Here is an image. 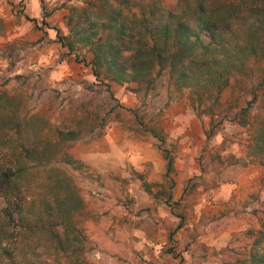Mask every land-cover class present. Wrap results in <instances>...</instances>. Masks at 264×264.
I'll list each match as a JSON object with an SVG mask.
<instances>
[{"label":"rangeland","instance_id":"1","mask_svg":"<svg viewBox=\"0 0 264 264\" xmlns=\"http://www.w3.org/2000/svg\"><path fill=\"white\" fill-rule=\"evenodd\" d=\"M100 1L0 0V165L75 131L79 139L58 142L51 157L79 163L32 167L20 189L29 217L42 223L54 175L82 202L70 216L71 256L45 234L7 246L39 264H244L253 236L264 239V164L253 146L264 122V59L230 78L213 116L196 114L166 72L151 83L97 80L88 49L70 52L57 32L71 38V8ZM179 1L159 0L169 9ZM151 132L173 146L171 189Z\"/></svg>","mask_w":264,"mask_h":264},{"label":"trees","instance_id":"2","mask_svg":"<svg viewBox=\"0 0 264 264\" xmlns=\"http://www.w3.org/2000/svg\"><path fill=\"white\" fill-rule=\"evenodd\" d=\"M71 25V38L58 32L57 36L70 52L78 45L88 49L97 80L151 83L152 76L166 72L176 89L189 92L198 115H215L230 78L245 73L249 62L264 59V0L220 4L181 0L175 9L164 7L159 0H101L96 8L90 3L71 8ZM215 129L216 124L211 123L208 138ZM151 133L159 142L165 161L164 179L171 189L173 146H167L163 136ZM77 139L79 133L75 131H58L57 141L24 146L15 153V160L0 165V197L5 204L0 210V264H39L34 259L27 261L25 250L14 252L7 246L14 237L31 234L47 235L57 252L71 256V251H76L72 249L75 228L70 218L82 202L67 178H51L50 200L42 210L50 217L46 223L39 214L29 217L20 184L32 167L79 163L69 155L51 157L58 142ZM253 146L264 164V122L253 137ZM263 240L253 236L244 264H264ZM30 254L37 258L34 249Z\"/></svg>","mask_w":264,"mask_h":264}]
</instances>
